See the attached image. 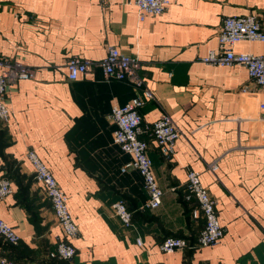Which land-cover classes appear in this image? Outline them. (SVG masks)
<instances>
[{
	"label": "crops",
	"instance_id": "obj_1",
	"mask_svg": "<svg viewBox=\"0 0 264 264\" xmlns=\"http://www.w3.org/2000/svg\"><path fill=\"white\" fill-rule=\"evenodd\" d=\"M170 1L142 21L132 0H0V54L36 71L9 89L11 119L0 121V176H10L13 190L0 196V218L21 236L18 245L0 236V257L14 264H264V90L242 65L200 61L218 47L226 17L252 13L264 29V0ZM109 46L141 59L140 75L155 96L140 109L144 122L168 113L181 131L170 159L150 150L164 193L157 209L142 208L143 177L121 170L131 157L113 141L114 107L141 91L106 80L101 68L80 80L67 76L70 57L99 61ZM234 48L263 54L264 42ZM30 150L69 197L80 228L71 261L50 257L63 233ZM190 169L216 202L225 234L215 246L197 245L204 219L192 217L195 203L186 198ZM121 199L133 214L128 227L112 207ZM171 235L189 246L162 252Z\"/></svg>",
	"mask_w": 264,
	"mask_h": 264
},
{
	"label": "built area",
	"instance_id": "obj_2",
	"mask_svg": "<svg viewBox=\"0 0 264 264\" xmlns=\"http://www.w3.org/2000/svg\"><path fill=\"white\" fill-rule=\"evenodd\" d=\"M139 11L140 20L148 16L163 14L171 4L170 0H132ZM241 41L264 42V29L255 14L228 16L223 21V26L218 35V47L201 56L200 61L220 66H244L258 86L264 90V53L254 54L237 52L234 46ZM141 59L137 55L123 52L117 46H109L107 55L99 61L72 56L67 61L68 78L72 81L84 79L101 68L106 80L129 81L141 91L124 106H115L111 117L116 124L113 141L121 150L130 155L129 162L121 170H137L143 177L144 186L148 192V199L142 208L157 209L163 200V189L153 171V160L150 156L152 146L166 158H171L175 152L181 131L172 116L163 113L152 123L144 122L140 109L146 100L154 99L152 91L145 87L144 79L140 75ZM36 71L24 62L5 57L0 54V121L7 123L11 119V109L7 102V95L12 85L18 81L33 79ZM264 110V103L261 104ZM150 138L149 142L147 140ZM28 160L32 163L35 178L45 186L53 211L61 227L63 237L57 243L54 251L50 252L51 258L71 261L78 253L73 240L80 235V228L74 219L70 207L69 197L61 188L52 170L40 158L35 150L27 153ZM209 169H218L217 161L209 165ZM188 186L186 198L194 201L192 210L194 219L203 218L205 225L198 236L197 245L209 247L217 245L224 237L225 230L221 224L216 202L212 199L207 188L203 185L201 174L195 169L188 171ZM13 192L11 181L6 176H0V196L7 197ZM116 215L125 226L133 223V214L124 200H118L112 205ZM0 236L8 243L18 245L21 241L16 228L0 218ZM142 245L141 238L137 239ZM189 242L184 237L168 236L159 245L162 252L172 253L185 249ZM0 264H14L6 256L0 257ZM255 264H261L257 262Z\"/></svg>",
	"mask_w": 264,
	"mask_h": 264
},
{
	"label": "trees",
	"instance_id": "obj_3",
	"mask_svg": "<svg viewBox=\"0 0 264 264\" xmlns=\"http://www.w3.org/2000/svg\"><path fill=\"white\" fill-rule=\"evenodd\" d=\"M146 137H147V140H148L149 142H151V141H150V138H149L148 136H146ZM151 149H152V148H151ZM151 149H150V150H151ZM7 178L10 179V176H8ZM124 201H125V200H124ZM125 203H126V201H125ZM126 204H127V203H126ZM191 213H192V212H191ZM204 225H205V221H204ZM203 227H204V226H203ZM203 227H202V228H203ZM171 236H173V235H171ZM177 237H180V236H177ZM184 238H185V237H184ZM185 239L189 242V240H188L187 238H185ZM67 261H68V260H67Z\"/></svg>",
	"mask_w": 264,
	"mask_h": 264
}]
</instances>
